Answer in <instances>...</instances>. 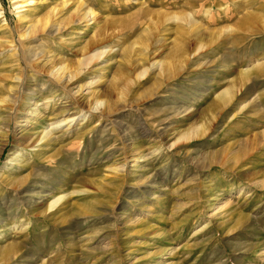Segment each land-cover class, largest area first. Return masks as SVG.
<instances>
[{
    "label": "rangeland",
    "instance_id": "1",
    "mask_svg": "<svg viewBox=\"0 0 264 264\" xmlns=\"http://www.w3.org/2000/svg\"><path fill=\"white\" fill-rule=\"evenodd\" d=\"M24 1L0 0V264H264V0Z\"/></svg>",
    "mask_w": 264,
    "mask_h": 264
},
{
    "label": "bare ground",
    "instance_id": "2",
    "mask_svg": "<svg viewBox=\"0 0 264 264\" xmlns=\"http://www.w3.org/2000/svg\"><path fill=\"white\" fill-rule=\"evenodd\" d=\"M28 5H30V0H27V1H24V6H28ZM83 13V12H82ZM93 17H94V14H93V12L92 11H90L89 13H86L85 15H84V18H85V20L88 22V20H90V19H93ZM103 54V50H99V51H96V52H94L93 54H90V55H88L87 56V59L88 60H92V59H94V58H97V57H100L101 55ZM62 68H61V66L60 67H58L57 68V74L58 75H62ZM62 77V76H61ZM70 78V77H69ZM58 81V80H57ZM99 82V81H98ZM93 82H90V81H88L86 84H85V87H90L91 86V84H92ZM93 110H101V108H103L104 107V102H103V100L101 99V98H99V97H96V99L94 100V103H93ZM102 111V110H101ZM69 118V117H68ZM65 120H63V121H61V123H63ZM70 121L71 120H69V122L67 123V124H69L70 123ZM60 123V124H61ZM66 124V123H65ZM143 128V127H142ZM140 133V132H139ZM143 133H145V132H143ZM43 136V135H42ZM50 136H52V134L50 133L49 135H46V136H43V137H41L40 139H39V141L40 140H44V138L45 137H50ZM47 141V140H46ZM46 143V142H45ZM19 162L20 163H23V160H22V158H20L19 157ZM24 180L25 179H22L21 181H19V182H16V185L15 186H17V187H19V186H21L23 183H24ZM15 183V182H14ZM54 198L50 201V203H49V207L50 208H52V207H54L55 206V204H57L62 198H63V196H53ZM26 201H27V203H28V205L29 204H31V203H34V201L33 200H31L30 198H28V199H26Z\"/></svg>",
    "mask_w": 264,
    "mask_h": 264
}]
</instances>
